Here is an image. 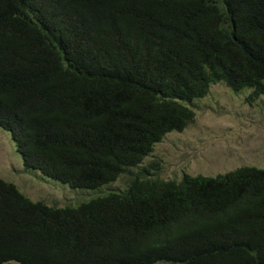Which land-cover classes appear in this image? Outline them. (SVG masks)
<instances>
[{
    "label": "trees",
    "instance_id": "obj_1",
    "mask_svg": "<svg viewBox=\"0 0 264 264\" xmlns=\"http://www.w3.org/2000/svg\"><path fill=\"white\" fill-rule=\"evenodd\" d=\"M218 82L264 95V0H0V127L25 167L130 175L75 207L0 178V264H264V168L131 171Z\"/></svg>",
    "mask_w": 264,
    "mask_h": 264
},
{
    "label": "rangeland",
    "instance_id": "obj_2",
    "mask_svg": "<svg viewBox=\"0 0 264 264\" xmlns=\"http://www.w3.org/2000/svg\"><path fill=\"white\" fill-rule=\"evenodd\" d=\"M251 89L233 92L223 82L212 84L203 98L188 103L194 120L183 131H172L133 173L151 164L163 179L180 180L185 174L216 176L243 166L264 168V95L249 102ZM0 178L11 182L28 198L49 206H78L108 191H123L130 175L98 190L71 188L41 171L26 168L11 134L0 127Z\"/></svg>",
    "mask_w": 264,
    "mask_h": 264
}]
</instances>
